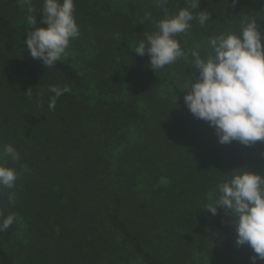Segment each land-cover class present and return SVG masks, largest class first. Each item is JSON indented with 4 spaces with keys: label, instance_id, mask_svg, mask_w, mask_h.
<instances>
[{
    "label": "trees",
    "instance_id": "1",
    "mask_svg": "<svg viewBox=\"0 0 264 264\" xmlns=\"http://www.w3.org/2000/svg\"><path fill=\"white\" fill-rule=\"evenodd\" d=\"M32 3L46 28L43 0ZM74 6L75 57L45 68L24 44L33 30L26 9L0 0V153L11 144L20 156L0 161L17 172L14 188H0V223L17 217L0 231V264H250L254 253L235 244L230 216L205 207L223 179L246 170L264 176V141L219 144L177 88L198 75L191 53L204 56L222 32L238 34L245 17L264 46V0ZM180 9L210 18L175 37L184 57L153 71L135 47L157 30L155 21ZM52 86L70 90L54 110Z\"/></svg>",
    "mask_w": 264,
    "mask_h": 264
},
{
    "label": "clouds",
    "instance_id": "2",
    "mask_svg": "<svg viewBox=\"0 0 264 264\" xmlns=\"http://www.w3.org/2000/svg\"><path fill=\"white\" fill-rule=\"evenodd\" d=\"M17 2L26 9L27 24L33 29L24 40L31 57L39 59L45 68L54 66L66 55L70 41L80 35L74 17V0H43L39 24L46 28L37 26L32 0ZM156 3L163 8L167 0H156ZM146 18H150V13H146ZM209 18L204 11L194 16L188 9L165 15L155 21L157 30L140 40L134 52L139 56L147 54L153 71L172 65L185 56L175 37L188 32L194 19L204 25ZM261 41L257 23L245 17L238 34L222 32L207 41L210 51L204 56L198 51L191 53V66L198 75L193 73L192 79L186 76L183 86L177 88L186 90L183 96L186 108L214 129L221 145L238 141L250 146L264 141V46ZM49 90L55 94L48 104L50 110L55 109L56 100L62 94L70 91L58 86ZM4 157L13 161L20 159L11 144L4 145L0 161ZM16 180L15 169L0 163V188L12 189ZM209 199L207 212L215 216L218 209H224L232 220L235 244H247L252 249L250 264L264 260V176L240 171L218 182L215 192L209 193ZM14 200V194L9 195V203ZM16 219L15 213L9 214L0 223V231L7 230Z\"/></svg>",
    "mask_w": 264,
    "mask_h": 264
},
{
    "label": "rangeland",
    "instance_id": "3",
    "mask_svg": "<svg viewBox=\"0 0 264 264\" xmlns=\"http://www.w3.org/2000/svg\"><path fill=\"white\" fill-rule=\"evenodd\" d=\"M66 55H71V57H75L74 52L71 51L69 48L66 50Z\"/></svg>",
    "mask_w": 264,
    "mask_h": 264
}]
</instances>
